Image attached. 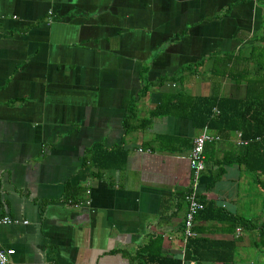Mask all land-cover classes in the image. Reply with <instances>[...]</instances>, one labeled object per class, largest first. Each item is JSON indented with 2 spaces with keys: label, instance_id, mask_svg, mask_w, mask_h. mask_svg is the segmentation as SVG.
<instances>
[{
  "label": "crops",
  "instance_id": "0c3cea01",
  "mask_svg": "<svg viewBox=\"0 0 264 264\" xmlns=\"http://www.w3.org/2000/svg\"><path fill=\"white\" fill-rule=\"evenodd\" d=\"M252 47L264 51V0H0V216L14 221L0 224V245L14 250L11 263L223 264L230 250L214 242L230 241L228 264H264L257 231L228 219L264 224V188L233 162L210 185L217 163L234 158L236 133L204 144L196 192L210 204L194 218L193 260L182 196L197 131L172 115L129 132L122 124L130 102L137 123L163 90L243 97V80L209 70L231 55V67L264 76L242 60ZM196 62L181 84L138 96L143 67L152 81ZM92 144L121 147L123 166H82ZM66 184L86 187L87 202L71 204Z\"/></svg>",
  "mask_w": 264,
  "mask_h": 264
},
{
  "label": "trees",
  "instance_id": "16d2710c",
  "mask_svg": "<svg viewBox=\"0 0 264 264\" xmlns=\"http://www.w3.org/2000/svg\"><path fill=\"white\" fill-rule=\"evenodd\" d=\"M238 52V55L241 57L242 50ZM256 53H261V55L257 54L258 59L253 60V56H256ZM263 53L264 51L262 49L252 47L249 56L242 60L244 62L252 60L254 70L262 71L264 68L261 58L263 57ZM231 63V55H224L221 58L214 57L209 74L214 77H228L233 80L235 84L243 80V97L238 98L218 95L215 90H212L207 96L188 95L180 89H176L175 91L163 90L160 92L159 101L151 107L147 111L146 116L141 118L137 123H134V105L133 102H130L128 114L123 119V130L125 132L137 130L146 127L151 122L152 118L172 115L188 119L191 127L197 131L196 134H198L202 128H206L210 133L215 132L218 134L239 132L240 138L246 140V143L238 144L236 148H234V158L230 157L217 163L218 167L212 174L210 185L222 172V168L219 165L233 162L241 166L242 169L252 177L256 187L264 188V76L257 75V73L253 74L247 71L245 67L237 68L234 65L233 68L231 67ZM195 66H198L197 62L193 65L188 64L181 66L172 76H162L152 81L146 79V67H143L140 72L142 85L140 86L138 96L144 95L151 87H162L168 82H179V84H181L184 76L183 71H189ZM125 158L126 151L121 149V147L103 148L99 144H92L85 149L81 164L82 166L89 165L95 168L96 171L104 168H121L125 162ZM65 187V196L71 204H79L85 201L86 187L80 185L70 186L68 184H66ZM198 199L204 206L210 204H205L199 197ZM201 212V210L198 211L196 215H199ZM218 212H220V210ZM228 219L232 221L234 227L240 226L244 230L255 229L261 243H264V224L254 226V223H252L250 219L235 214L229 215ZM197 240L196 237H191L186 240L184 248L185 259L199 260V257L193 255L191 252V248ZM214 243L223 247V251L227 249L230 250L229 256L220 258L223 264H228L232 260V243L230 241H216ZM135 257L134 255L133 258L135 259ZM152 264H180V261L178 258L158 257Z\"/></svg>",
  "mask_w": 264,
  "mask_h": 264
},
{
  "label": "built area",
  "instance_id": "2783aa9c",
  "mask_svg": "<svg viewBox=\"0 0 264 264\" xmlns=\"http://www.w3.org/2000/svg\"><path fill=\"white\" fill-rule=\"evenodd\" d=\"M254 1V0H253ZM236 144H245L246 140L240 138L239 132H236ZM217 134L210 133L206 128L193 136L191 145L187 154V162L190 174V184L188 190L184 193V201L186 203V210L182 222V242L185 243L188 238L195 237L197 233L193 230L194 218L198 211L204 208L203 203L198 199L196 192V183L200 172L204 169V144L217 140ZM84 202H87L86 200ZM13 219L8 216H0V224L13 223ZM26 223L25 220L21 221ZM238 231L239 228L237 227ZM14 253L12 248L3 247L0 245V264H12L10 257Z\"/></svg>",
  "mask_w": 264,
  "mask_h": 264
}]
</instances>
